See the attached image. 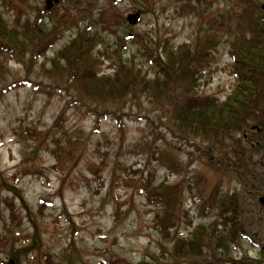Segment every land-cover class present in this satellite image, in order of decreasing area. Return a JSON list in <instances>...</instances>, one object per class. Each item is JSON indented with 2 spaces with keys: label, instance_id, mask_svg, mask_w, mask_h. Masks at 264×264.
<instances>
[{
  "label": "rangeland",
  "instance_id": "374dc122",
  "mask_svg": "<svg viewBox=\"0 0 264 264\" xmlns=\"http://www.w3.org/2000/svg\"><path fill=\"white\" fill-rule=\"evenodd\" d=\"M6 1L10 8L0 2V16L10 27L37 21L47 31L54 27L51 17L42 13L46 0ZM256 1L264 6V0ZM241 6V0H62L52 7L59 15L84 10L86 17L76 27L60 29L38 61L7 55L0 76V92L12 86L0 93V261L152 264L163 246L170 250L176 235L189 239L194 227L213 221L219 212L210 205L213 199L240 189V183L205 165L195 148L164 129L145 98L131 101L117 114L120 120L115 115L96 119L85 105L71 107L74 99L62 89L66 85L45 70L79 34L88 32L98 37L96 50L113 53L123 41L125 58L135 55L137 62L146 63L137 43L126 36L191 43L207 18ZM138 11L140 22L129 25L127 16ZM106 15L114 18L110 30L100 24ZM119 16L125 23L116 24ZM228 41L222 37L215 64L219 70L208 83L203 81L199 94L224 99L231 92L235 77L220 69L232 62ZM110 64L104 61L99 69L108 73ZM61 116L68 136L55 127ZM57 139L67 149L73 145L67 157L61 155L62 162L52 153ZM152 142L170 153L178 167L153 159L148 151ZM147 185L153 191L179 185L174 191L181 203L180 220L168 239L152 226L161 208L148 203L142 191ZM259 245L244 240L233 247L232 255L264 264ZM229 258H218L216 264H228Z\"/></svg>",
  "mask_w": 264,
  "mask_h": 264
},
{
  "label": "trees",
  "instance_id": "16d2710c",
  "mask_svg": "<svg viewBox=\"0 0 264 264\" xmlns=\"http://www.w3.org/2000/svg\"><path fill=\"white\" fill-rule=\"evenodd\" d=\"M0 2L10 8L6 0ZM241 2L244 6L239 10L207 18L191 43L176 45L169 39L157 40L150 35L148 40L142 35L126 36L125 39L137 43L146 63L137 62L135 55L125 58L123 41L113 53L108 49L96 50L98 37L88 32L79 34L50 60V68L45 70L66 85L62 89L74 99L71 107L85 105L96 119L115 115L120 120L117 114L131 101L145 98L158 112L164 129L195 148V154L207 161L205 165L214 166L220 174L240 183V189L220 200L213 199L210 205L219 212L212 222L194 227L189 239L176 235L170 250L163 246L152 264H216L218 258L226 257H230L228 264H252L250 259L232 255L233 247L241 246L244 240L254 245L260 241L259 253L264 261V206L259 201L264 194V7L256 0ZM42 13L54 21L51 31L38 21L34 25L10 27L0 16V76L6 70L7 55L17 61L27 56L30 62L38 61L53 46L60 29L76 27L86 17L84 10L59 15L55 7ZM118 22L125 23L120 16L116 17ZM110 23H115L113 17L101 16L104 29L110 30ZM224 36L229 40L232 62L220 69L235 77V83L224 99L201 95L203 81L208 83L219 70L215 66L216 54ZM104 61H110L112 71L99 69ZM12 85L16 87L17 82ZM10 87L0 93L8 92ZM64 122L61 116L55 127L68 136ZM70 147L65 148L57 139L52 153L62 162L61 155L67 157L73 145ZM148 151L153 159L170 168L178 167L170 153L156 148L155 142L148 145ZM178 188L179 185H162L161 191H153L148 185L142 188L148 203L161 208L152 226L164 239L170 237L180 220L181 203L174 191Z\"/></svg>",
  "mask_w": 264,
  "mask_h": 264
},
{
  "label": "water",
  "instance_id": "95a60500",
  "mask_svg": "<svg viewBox=\"0 0 264 264\" xmlns=\"http://www.w3.org/2000/svg\"><path fill=\"white\" fill-rule=\"evenodd\" d=\"M58 2H59V0H46V10H49L50 8H52L54 3H58ZM140 19H141V13L139 11L136 13L129 14L127 17V21L133 25H136ZM13 263H14V261L10 260L9 264H13Z\"/></svg>",
  "mask_w": 264,
  "mask_h": 264
},
{
  "label": "flooded vegetation",
  "instance_id": "af4514ba",
  "mask_svg": "<svg viewBox=\"0 0 264 264\" xmlns=\"http://www.w3.org/2000/svg\"><path fill=\"white\" fill-rule=\"evenodd\" d=\"M61 1H62V0H60V2H61ZM259 201H260V204H261L262 206H264V195H262V196L260 195V196H259ZM1 263H2V264H6L5 261H0V264H1Z\"/></svg>",
  "mask_w": 264,
  "mask_h": 264
}]
</instances>
